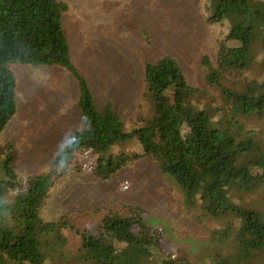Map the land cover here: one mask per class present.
I'll list each match as a JSON object with an SVG mask.
<instances>
[{
    "label": "trees",
    "instance_id": "1",
    "mask_svg": "<svg viewBox=\"0 0 264 264\" xmlns=\"http://www.w3.org/2000/svg\"><path fill=\"white\" fill-rule=\"evenodd\" d=\"M69 10L65 0H0V264H65L67 258L70 264H238L231 251H223L230 242L223 237L206 245L208 257L181 256L183 249L167 247V220L139 205L105 209L97 233L77 224L79 215L71 211L55 220L45 219L44 211L76 152L93 156L96 171L108 179L117 170V145L126 142L140 155L154 157L162 172L182 187L187 204L214 208L229 227L243 191L262 190L264 199V0H205L206 17L226 46L227 71L242 76L260 69L259 80L237 90L225 88L230 104L223 110L198 93L188 102L191 87L175 58L147 62L142 110L133 121L124 119L111 101L97 105L73 60L64 27ZM18 62L59 66L72 74L84 120L83 129L70 136L50 166L28 177L16 169L17 147L2 140L18 111V80L12 69ZM211 72L213 82L221 85L217 71ZM237 207L243 219L235 233L243 241L240 257L244 264H264V207ZM92 218L84 215L86 222ZM65 227L74 247L61 257V244L54 239ZM159 250L169 252L168 258Z\"/></svg>",
    "mask_w": 264,
    "mask_h": 264
},
{
    "label": "rangeland",
    "instance_id": "2",
    "mask_svg": "<svg viewBox=\"0 0 264 264\" xmlns=\"http://www.w3.org/2000/svg\"><path fill=\"white\" fill-rule=\"evenodd\" d=\"M65 1L70 10L64 15V27L74 63L89 81L99 108L111 101L127 121H133L142 110L147 62L175 58L191 87L188 102L198 93L202 101L223 110L230 104L225 88L252 86L263 75L260 69L242 76L227 71L226 46L206 17L205 0ZM12 69L18 80V111L2 140L17 147L16 169L28 177L50 166L70 136L83 129L80 91L76 78L59 66L18 62ZM211 70L217 71L216 80L221 85L213 82ZM116 150L117 170L108 179L96 171L93 156L85 150L76 152L68 160L64 175L56 180L44 218L59 219L71 211L79 215L77 224L85 223L97 233L105 209L139 205L167 220L171 227L167 247L183 249L181 256L208 257L206 245L223 237L230 239L223 251H231L232 261L247 262L240 257L244 254L243 241L235 235L243 221L237 205L257 203L262 209V190H245L239 195L237 217L229 227L227 219L213 213L214 208L187 204L182 187L162 172L152 155H140L127 142L118 144ZM86 213L93 214L87 222ZM62 230L54 240L61 244L58 254L65 257L73 249L74 240L66 227ZM158 253L168 258L169 252ZM46 254L55 259L54 252L46 250ZM65 264H70L68 258Z\"/></svg>",
    "mask_w": 264,
    "mask_h": 264
}]
</instances>
